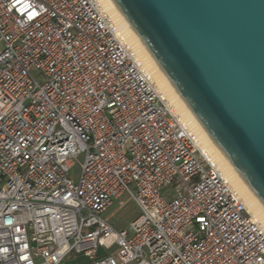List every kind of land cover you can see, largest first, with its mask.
Instances as JSON below:
<instances>
[{
  "label": "built area",
  "instance_id": "2783aa9c",
  "mask_svg": "<svg viewBox=\"0 0 264 264\" xmlns=\"http://www.w3.org/2000/svg\"><path fill=\"white\" fill-rule=\"evenodd\" d=\"M117 31L97 0H0V264H264V226Z\"/></svg>",
  "mask_w": 264,
  "mask_h": 264
},
{
  "label": "water",
  "instance_id": "95a60500",
  "mask_svg": "<svg viewBox=\"0 0 264 264\" xmlns=\"http://www.w3.org/2000/svg\"><path fill=\"white\" fill-rule=\"evenodd\" d=\"M264 205V0H112Z\"/></svg>",
  "mask_w": 264,
  "mask_h": 264
},
{
  "label": "bare ground",
  "instance_id": "6f19581e",
  "mask_svg": "<svg viewBox=\"0 0 264 264\" xmlns=\"http://www.w3.org/2000/svg\"><path fill=\"white\" fill-rule=\"evenodd\" d=\"M97 2L117 28L119 37L133 50L139 63L150 75L158 93L167 101L173 114L182 123L193 129L197 134L198 145L204 155H206V157L218 168L220 173L227 180L229 186L242 199L248 213L253 219L264 226V205L250 190L226 156L195 119L113 1L97 0Z\"/></svg>",
  "mask_w": 264,
  "mask_h": 264
},
{
  "label": "rangeland",
  "instance_id": "374dc122",
  "mask_svg": "<svg viewBox=\"0 0 264 264\" xmlns=\"http://www.w3.org/2000/svg\"><path fill=\"white\" fill-rule=\"evenodd\" d=\"M78 161L82 162V156L78 157ZM78 174L79 166L75 163V166L70 171V177L73 180H76ZM137 214L138 209L136 205L130 200L127 194H124L119 199L113 201L112 205L103 213L102 217L111 224L115 230H128L129 223L137 216ZM65 264H88V261L86 258L79 255L74 259L71 257L70 259L65 260Z\"/></svg>",
  "mask_w": 264,
  "mask_h": 264
}]
</instances>
